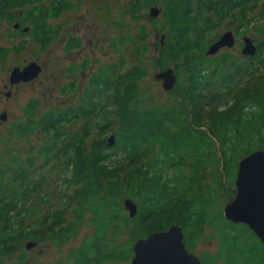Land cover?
<instances>
[{
    "label": "trees",
    "instance_id": "obj_1",
    "mask_svg": "<svg viewBox=\"0 0 264 264\" xmlns=\"http://www.w3.org/2000/svg\"><path fill=\"white\" fill-rule=\"evenodd\" d=\"M158 1L163 22L159 29L157 18L149 23L164 38L155 44L153 63L159 70L171 66L176 76L167 103L139 85L148 74L144 24L130 37L134 61L124 72L122 59L99 64L87 85L71 81L61 88L72 94L81 87L76 103L63 108L37 112V98L26 103L24 119L13 127L18 137L42 135L36 155L43 157L41 166L61 167L62 193L56 202L42 195L44 204H55L32 211L28 196L40 183H27L36 157L0 163V264L12 257L25 262L23 240L47 237L60 246L76 238L83 223L90 229L65 264H122L132 257L135 240L173 224L182 228L189 252L205 232L217 241L214 252L199 255L201 264H264V247L253 231L223 215L235 192L238 161L264 150V0ZM153 2L142 0L145 7ZM73 6L71 0H0V20L30 24L28 32L44 46L60 31L50 20ZM131 7L137 19L140 0ZM251 18L259 31L252 38L254 55L206 53L220 34L207 36L221 23L237 21V37ZM80 47L79 37H68L66 51ZM88 62L85 57L69 71L86 70ZM109 130L113 145L104 136ZM126 197L137 205L133 217L124 209ZM125 233L128 239L120 242Z\"/></svg>",
    "mask_w": 264,
    "mask_h": 264
},
{
    "label": "rangeland",
    "instance_id": "obj_2",
    "mask_svg": "<svg viewBox=\"0 0 264 264\" xmlns=\"http://www.w3.org/2000/svg\"><path fill=\"white\" fill-rule=\"evenodd\" d=\"M71 1L74 3L71 10L65 11L61 16L50 20L51 24L60 25V35L43 48L39 47V44L32 39L29 32L20 37L16 34L17 30L11 26L8 28L5 26L6 24L0 25V45L6 47L9 51L7 58L3 59L2 62L0 61V163L7 164L9 158L14 156L21 161H24L29 155L36 157L34 168H32L33 173L27 183L28 188H33L36 181L40 183V190L30 191L31 193L28 196L30 201H34L32 211H35L36 207L47 209L48 206L55 204H44L41 196L44 195L45 198L48 197L52 201H57L62 193L60 189L63 186V173L60 166L52 168L53 163L41 166L43 157L36 155L38 147L43 142L41 134L36 131L25 134L23 137L17 136L13 125L24 119L23 109L29 99H38L37 112L51 107L63 108L75 104L81 87L87 85L89 75L96 71L99 64L118 62L122 59L124 61L122 72L133 64L134 59L133 54H131L133 45L130 42V37L138 32L139 24H144L149 35L147 37L148 48L143 55L142 64L146 66L148 74L139 85L143 88L148 87L149 93L155 96L158 102H168L167 91L162 87L161 80L154 77L159 70L153 63V59L157 54L155 44L161 39L162 35L149 23L151 18L149 15L150 7L156 6L160 11L154 18H157L156 25L158 29L160 28L163 22L161 3L154 0L150 7H145L142 0H140V15L136 16L137 19H133L130 15V9L136 0ZM252 21H254L253 18L246 26L244 35L254 38L259 36V31L255 30ZM236 24L237 21L227 19L213 30L207 36V39L227 30H231L234 34ZM70 34L80 38L81 47L65 52L63 47L67 35ZM242 37L243 35L236 37L234 34V44L231 47H223L218 52L227 49L233 54L241 56L242 46L240 44L242 43ZM21 39L25 40L21 49L16 51L14 46ZM85 57L89 59L88 68L83 71L77 69L74 73H71L69 71L70 66L82 63ZM32 60L37 61L40 67L37 76L29 81H20L19 84H17L18 82L9 84L8 75L11 67L15 65L22 66ZM70 81H74L75 85L81 87L77 88L78 90L72 94L62 92L61 88L66 87ZM219 107H222V105ZM3 113L5 114L4 119L1 118ZM80 124H76L73 129L79 128L78 125ZM111 133L112 130H109L104 135L106 139ZM234 179L232 180L233 190H235ZM228 181L230 182L229 179ZM235 192L232 194V198ZM125 210L128 212L127 209ZM86 216H89V214ZM89 229L90 226L84 223L79 225L77 237L60 246L51 244L46 237L35 241L34 247L26 249L24 244L29 240H23V250L27 253V258L23 264H57L58 261L65 264L70 248L78 245L80 237ZM206 233L201 237L193 252L197 256L203 251L212 253L217 247L215 239L207 240L205 238ZM120 238V242H123L128 239V234L125 233ZM130 259L131 257L122 264H131ZM4 264L17 263H15V258L12 257L6 258Z\"/></svg>",
    "mask_w": 264,
    "mask_h": 264
},
{
    "label": "water",
    "instance_id": "obj_3",
    "mask_svg": "<svg viewBox=\"0 0 264 264\" xmlns=\"http://www.w3.org/2000/svg\"><path fill=\"white\" fill-rule=\"evenodd\" d=\"M159 11L156 6L150 7V17H156ZM26 29L28 27L24 28ZM163 38L162 35L161 44ZM234 40L231 30L224 31L209 45L206 53L213 55L223 47H231ZM242 43L243 55L255 54L256 46L252 37L243 35ZM39 71L40 67L36 62H30L21 69L14 67L10 73V83L34 79ZM154 77L161 80V85L166 91L175 87L176 76L171 67L158 70ZM1 118H5L4 113ZM106 141L108 145H113L114 135L111 134ZM234 185L235 195L224 205L223 215L225 219L234 223L246 224L264 247V150H254L238 161ZM122 203L129 216L133 217L137 212L136 203L128 197L124 198ZM35 244V241L29 240L24 247L29 249ZM132 251L131 264H201L199 256L186 249L182 228L177 224L135 240Z\"/></svg>",
    "mask_w": 264,
    "mask_h": 264
},
{
    "label": "flooded vegetation",
    "instance_id": "obj_4",
    "mask_svg": "<svg viewBox=\"0 0 264 264\" xmlns=\"http://www.w3.org/2000/svg\"><path fill=\"white\" fill-rule=\"evenodd\" d=\"M63 12H65V11H63ZM63 12L61 13V14H63ZM61 14H59L57 17H59V16H61ZM56 17V18H57ZM53 19H55V18H53ZM4 24H6L5 26H7L8 28H9V26H11L13 29H15V30H17V33L16 34H18L20 37H22V36H24L25 35V33L26 32H28V31H30V28H31V25L30 24H28V25H21L19 22H8L7 20H4V19H1L0 20V25H4ZM17 24V26L15 27V25ZM28 27V29H26V30H24V28L25 27ZM18 31H20V32H18ZM9 34H10V32H9ZM59 35H60V31H59V34L55 37V38H53L52 40H48L47 41V43H45L44 44V46H42V44L40 43V42H37L34 38H32L36 43H38L39 44V47H41V48H43V47H45V45H47L48 43H50L51 41H54V40H56L58 37H59ZM69 36H75V35H67V40H66V42H65V44H64V51L65 52H67L66 51V44H67V41H68V37ZM66 37V36H65ZM75 37H77V36H75ZM24 40L25 39H21V40H19V42L17 43V44H15V46H14V49L16 50V51H18L19 49H21V45L23 44V42H24ZM4 49V50H3ZM45 50V49H44ZM72 50V49H71ZM2 53H3V55H2ZM8 54H9V51L7 50V48L6 47H3V46H1L0 45V61L2 62V60L3 59H6L7 58V56H8ZM30 62H36L37 63V61H35V60H32V61H29L28 63H30ZM28 63H26V64H24V65H22V66H17V65H15V66H13V67H11V69H10V73H11V70L14 68V67H19L20 69L21 68H23L25 65H27ZM79 70H81V69H79ZM83 71V70H82ZM10 73H9V75H8V82H9V84H10ZM71 73H74V72H71ZM71 82V81H70ZM69 82V83H70ZM19 83H21L20 81L17 83V84H19ZM69 83L67 84V85H69ZM5 85H6V83H4ZM16 84V83H15ZM14 85V84H13Z\"/></svg>",
    "mask_w": 264,
    "mask_h": 264
}]
</instances>
